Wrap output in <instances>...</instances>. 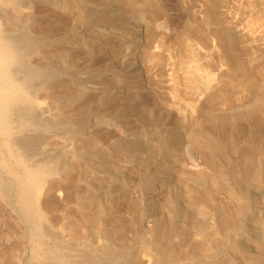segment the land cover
Listing matches in <instances>:
<instances>
[{
    "label": "rangeland",
    "instance_id": "rangeland-1",
    "mask_svg": "<svg viewBox=\"0 0 264 264\" xmlns=\"http://www.w3.org/2000/svg\"><path fill=\"white\" fill-rule=\"evenodd\" d=\"M0 264H264V0H0Z\"/></svg>",
    "mask_w": 264,
    "mask_h": 264
}]
</instances>
